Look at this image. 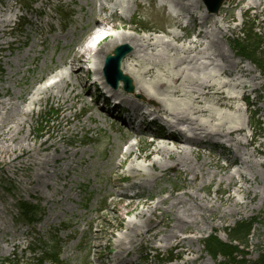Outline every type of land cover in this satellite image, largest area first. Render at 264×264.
Returning a JSON list of instances; mask_svg holds the SVG:
<instances>
[{
    "label": "rangeland",
    "instance_id": "obj_1",
    "mask_svg": "<svg viewBox=\"0 0 264 264\" xmlns=\"http://www.w3.org/2000/svg\"><path fill=\"white\" fill-rule=\"evenodd\" d=\"M50 1V6H44L43 11L52 16L51 20L37 17L26 10L24 6L27 4L26 0H0V13L14 15L13 23L9 27L11 32L3 37L4 42L9 44L3 45V51L0 52V101L7 100L8 96L4 95L5 92L12 97L17 92L21 93L22 98L30 96L46 77L62 70L68 53V51L64 53V46L69 43L70 36L72 41L78 39L85 41L87 34L90 33L91 30H87L85 24L93 14L98 12V0L92 2L91 0ZM4 2L13 5L12 11H9L11 13L7 12ZM248 3L249 0H224L218 13L207 19L206 28L208 31H213V22L222 19L221 25L225 30L221 34L222 37L217 35L213 40L216 44L218 43L214 46L216 51L227 55L224 58L225 66L228 67L231 58L235 61L239 60L242 66H248L262 81V85H259L254 92H247V98L238 105L241 108V113L238 115L243 121L249 123L243 134L252 139L254 147L257 148L260 144H264V76L257 71L253 63L237 57L231 47L232 41L241 35L244 23L252 25L254 32L264 41V0L257 7L252 8ZM138 4L141 6L135 7L133 1H129V8H132V12L134 10L131 25L142 31L138 33L140 37L160 38L161 41H169L178 47L187 41L195 40V35L201 31L200 20L189 22L186 26L185 17L182 16L183 21L172 19L169 14L170 8L163 9L161 0H138ZM27 5H29L27 9H34L37 6ZM91 6L92 14H89ZM202 11H204L203 7L195 14L198 15ZM22 16H25L24 22L21 21ZM102 17L108 18L111 25H118L129 23L128 19L131 15L127 13L121 15L120 12L110 15V12H107L102 14ZM27 18L32 24H29L30 21ZM37 21H43L39 28L36 25ZM17 22L19 23L16 24ZM47 23L52 26L53 33L48 30ZM171 32L179 34L182 39L173 42L168 36ZM42 33L43 37H46L45 51L40 53L42 46L37 45L35 48L37 53L30 52V56L23 61V67H19V59L28 53L34 41L40 40ZM65 34L67 37L63 38ZM51 37L56 38V41L52 42ZM217 40H220V43ZM150 63L160 65L159 69L167 72L175 66V61H168L165 56L152 58ZM24 69H28L27 73L22 72ZM80 70V77L88 80V77L83 74V68ZM16 71L19 72L18 75H15ZM208 73L200 67L199 71L191 74V77L198 82L197 78L204 79ZM156 74L161 75L158 72ZM89 86L88 83V94L86 92L84 96L79 88L80 98L84 99V104L76 101L69 115L68 111H60L58 105L50 101H42L39 106L33 107L30 129L35 128V134L40 133L41 136L30 144L38 148L40 142L46 140L43 146L48 147L51 143L54 145L45 150L40 149L38 154L31 153V156L37 164L43 156L55 155L56 163H46L43 168L34 167L31 159L25 156L12 165L4 166L0 163V264H7L4 262L5 259L12 261L8 264H36L35 255L29 248L36 246L35 241L38 239L47 244L51 242V250L59 254L56 263L45 261L43 264H108V261L116 254L114 246L118 237H123L126 233L124 224L128 221H136L135 215L146 210L149 204L155 205L161 199H168L170 193L180 196L183 191H188L196 193L204 200L211 199L215 205H219L220 200H224L229 195H234L240 200L243 195L238 194L237 187L250 186L255 193L249 192L248 196L240 201L245 205L243 211H231V207L226 202H222L220 210L226 211L224 217L218 219L217 215L220 211L207 214L206 225L202 222L198 227L189 228L184 233L178 234L180 237L193 240L191 244L187 242L183 247L175 246V240L170 242V248H167L163 241L160 242L169 235L171 226L174 224L173 211L164 212L171 203L167 200L160 206V210L153 214L157 221H162L152 232L153 236L148 234L147 241L141 244L136 241L130 255L126 258L134 259L135 264H163L162 260L171 254L174 260L170 264H221V259L214 261L204 254L201 242L213 233L220 241L226 242V230L232 228L235 222L256 218L264 210V166L256 165L257 161H262V155L255 153L252 160H247L252 161L251 163L242 165L245 154L251 151V147L236 150L238 158L234 154V148L228 149L224 140L218 138L204 141L201 146L189 147L193 152L199 151L198 162L202 160L211 162L204 167L207 169V175L204 176L203 182L196 168L198 175L194 184L199 185L202 182L203 187L196 192L194 187L188 184L193 179L191 171L184 173L182 169H173L171 161L159 160V157L153 153L154 146L164 142L168 144V148L174 149V141L147 139L138 134L140 127L136 132L120 129L113 117L106 116L111 107L101 103L104 98L99 99L95 104L97 95ZM75 87L78 89L77 84ZM16 102L19 100L17 99ZM97 106L103 107L105 112L100 113ZM167 106L176 110L173 102L172 104L167 102ZM214 111L220 116H238L234 111L217 108H214ZM114 112L119 113L120 110ZM2 114L0 112V116ZM74 115L78 118L74 119ZM47 116L45 121H40ZM101 122H104V125ZM137 123L138 120L134 124L135 128L138 127ZM74 124H76L74 131H66ZM28 128L29 126L26 125L23 132H26ZM135 138L139 142L136 153L117 173L119 176H130L127 168L133 161L142 173L152 172L156 180L153 183L144 182L132 187L130 190L133 198L131 199L112 196L108 194L105 182L109 164L117 166L125 150L120 147ZM62 151L65 152L62 153ZM73 152L75 154L71 159L69 156ZM19 153L20 151H17L16 154ZM136 154L139 155L138 160L134 159ZM187 156L194 157L188 154ZM118 157L119 160H117ZM155 160L156 168L150 170L149 165ZM239 168L250 184L242 182L237 186H227L225 181L218 183L219 178H225L227 173ZM214 173L217 175L215 181L210 182L208 176ZM36 174L40 175L39 179H36ZM251 174H254V177ZM45 184H48L47 188ZM126 185L127 183L120 184L123 188ZM22 201H27L36 208L39 214L35 216L36 223H26L21 219L18 204ZM116 201H121L123 206L133 203L136 207L131 211L121 209L114 214L112 210L117 207ZM197 228L201 229L197 230ZM252 231L247 242V249L243 253L247 255L246 259L249 261L256 260L259 254L264 253L263 227L256 225ZM96 237L99 251L93 246ZM189 247L198 253L189 252ZM99 257L100 263L97 260ZM193 259L196 260L185 263Z\"/></svg>",
    "mask_w": 264,
    "mask_h": 264
},
{
    "label": "bare ground",
    "instance_id": "obj_2",
    "mask_svg": "<svg viewBox=\"0 0 264 264\" xmlns=\"http://www.w3.org/2000/svg\"><path fill=\"white\" fill-rule=\"evenodd\" d=\"M35 1L38 2L39 0ZM45 1L48 3L50 0ZM129 1L115 0L112 2L111 0H98V11L100 14H93L85 24L87 30H91L96 26H109L114 31L98 47L97 51L95 50L91 55L94 60L93 74L95 76H99V67L103 58L106 55H111L114 48L121 45H128L131 48V53L123 59L120 68L121 74L130 79L133 92L125 94L119 90L117 92L109 91L112 97L118 99L119 107L126 109V114L119 119L121 127L128 128L133 125L139 112L144 108L148 109V112L155 116V120L160 122L161 125L157 123V127H162L159 128L156 137L166 141H174L175 147L174 149L168 148V144L165 142L158 144L154 146V155H157L159 160L167 159L171 161L173 169H182L184 173L191 171L193 179L188 184L194 187L196 192L203 188V178L207 175V169H204V167L210 165L211 162H206L205 160L198 162L199 151L193 152L189 147L201 146L204 141H209L212 138L222 139L227 144L228 149L234 148L233 151L236 157V150L251 147V151L245 154L242 165L251 163L252 161L247 160H252L254 154L257 153L262 155L263 158L262 161H257L256 165L259 167L264 166V144H260L257 148L254 147V141L243 134L249 123L248 121H243L241 116L238 115V113H241V108L238 106L239 103L247 98V92L257 90L258 86L262 85V81L259 76L253 74V71L248 66H242L239 60L235 61L231 58L228 67L225 66L224 58L227 55L216 51L214 46L218 43L216 44V41L213 40L217 35L221 36L223 34L225 30L221 25L223 20H215L214 24H212L213 31H208L206 23L209 15L208 13L200 14L199 19H201V22L199 27L201 31L195 35V40L187 41L185 44L176 47L169 41H161L160 38L140 37L137 35L138 28H133L124 23L118 26L111 25L108 18H101L102 14L107 12H110V15L118 14L119 12L121 15L123 13L132 15L134 10L132 12V8H129ZM132 1L135 7L141 6L138 4V0ZM261 1L249 0L248 5L257 7ZM1 3L3 2L1 1ZM4 3L6 4V2ZM161 7L170 8L169 14L173 19L186 17V21L189 23L197 20L198 15L195 12L200 11L201 5L199 0H161ZM12 8L13 5L6 4L7 12L12 11ZM193 9L195 10L193 11ZM34 12H36L37 16H41L42 9H36ZM89 14H92V6L89 8ZM13 16L0 13V52L3 51V45L9 44V42H4L3 37L11 32L9 27L13 23ZM28 21H30L29 24H32L31 20ZM39 22L37 21V28L40 27L43 21ZM128 22L131 24V19ZM47 26L52 31L49 23H47ZM118 28L122 31L119 32ZM168 36L173 42L182 39L175 32L168 33ZM66 37L67 34L63 36V38ZM220 40H217V42L220 43ZM51 41L55 42L56 38L51 37ZM37 45L42 46L40 53L45 51L47 43L43 33L40 34V40L34 41L28 53L19 59V67H23V61L30 56V52L34 51L37 53L35 49ZM85 45L86 43L81 39L72 41V36H70L69 43L64 46V53L67 51L68 53L62 67L66 71L60 70L56 72L53 77L54 79L56 78V81L52 84L40 86L30 96L23 98L20 92L14 94L13 97L5 92L4 95L8 96L7 100L0 101V112L3 113L0 116V163L2 165H12L17 161L19 162L24 156L31 159L34 167L43 168L46 163L57 162L55 155H46L36 164L31 156V153L38 154L40 149L45 150L54 145V143H51L48 147L43 146L46 140L40 142L38 148L30 144L31 141L35 142L41 136L40 133L35 134V128L30 129L33 107L39 106L42 101H50L58 105L60 111H68L69 115L76 101H80L82 105L84 104V99L80 98L79 90L86 92L88 89L86 90L87 84L80 77L79 64L85 58V53L87 52ZM158 56H165L168 61H175V66L169 72L159 69L160 65L150 63L152 58H158ZM200 67L209 73L204 79L200 80L197 78L198 82H196V79L192 78L191 74L199 71ZM27 70L24 69L22 72L25 73ZM157 72L161 75H157ZM18 74L19 72L16 71L15 75ZM76 84L78 89L75 87ZM92 85L95 87V82H92ZM137 97L141 98V101L136 100L135 98ZM17 99L19 102H16ZM165 101L171 104L173 102L176 110L170 109ZM214 108L234 111L238 116H220L214 111ZM73 117L75 119L76 115ZM101 123L104 125V122ZM26 125L29 128L26 132H23ZM75 126L76 124L67 128L66 131H74ZM137 146L135 144L130 145L117 166L109 164L105 177L108 194L119 198L131 199L133 198L130 190L132 187L144 182L153 183L156 180L152 172L146 171L142 173L139 166L134 165L133 161L127 168L131 174L130 176H119L117 173L130 160V157L136 153ZM17 151H20V153L16 154ZM64 152L62 151V153ZM74 154L75 152L71 153L69 157L73 159ZM187 154L194 157L188 158ZM134 159L138 160L139 155L136 154ZM156 163V160L151 161L150 170H155ZM196 168L202 178V182L199 185L194 184L198 175ZM216 176L215 173L211 176L209 175V181H215ZM251 176L254 177V174H251ZM39 178L40 175L36 174V179ZM223 181L226 182L227 186H237V184L242 182L249 183L240 168L227 173L225 178H219L218 183L220 184ZM122 182L127 183L125 188L120 186ZM45 187L47 188L48 184H45ZM237 192L243 195L240 200L236 199L234 195H229L224 200L221 199L219 205H215V202H212L213 200L211 199L204 200L199 198L196 193L188 191H183L180 196L170 193L168 199H161L155 205L149 204L146 210L135 215L136 221H128L124 224L126 233L123 234V237H118L115 243L116 246H114L116 254L112 258L113 260L108 261V264L136 263L134 259L127 260L126 258L130 255L136 241L141 244L147 241L146 237L148 234L153 236L152 232L162 222L157 221L153 214L160 210V206L167 200L171 201V203L168 204V209H165L164 212L171 213L173 211L174 224L171 226L169 235H166V238L164 237L160 242L163 241L167 245L166 247L170 248V242L175 240V246L183 247L185 243L191 244L193 240L180 237L178 234L184 233L189 228L198 227L202 222L206 225L207 214L220 211L217 215L218 219L224 217L226 211L220 210L222 202H226L231 207V211H243L245 205H243L244 202L240 201L244 200L249 192L255 193L254 190L250 189V186L244 185H239ZM116 205L117 207L112 210L114 214H117L121 209L131 211L136 207L133 203L123 206L121 201H116ZM200 229L197 228V230ZM93 246L99 251L97 237ZM98 251H96L97 255ZM188 251L198 253V251H192L190 247ZM196 259L187 260L185 263H190ZM97 260L100 263V257Z\"/></svg>",
    "mask_w": 264,
    "mask_h": 264
},
{
    "label": "trees",
    "instance_id": "obj_3",
    "mask_svg": "<svg viewBox=\"0 0 264 264\" xmlns=\"http://www.w3.org/2000/svg\"><path fill=\"white\" fill-rule=\"evenodd\" d=\"M263 42L257 35L253 34V28L248 27L242 30L241 36L236 40L232 47L236 54L247 58L264 74V53L262 52ZM23 220L31 222L34 219L33 209L26 203H21L19 207ZM261 225L264 229V210L257 218L251 220L239 221L227 230L229 243H222L211 235L206 238L202 245L207 255L216 260L218 257L223 259L222 264H264V253H261L255 261H248L242 253L241 248H246V243L250 237L251 231L255 225ZM41 258L37 264H41L46 259L56 260L58 254L44 242L40 245Z\"/></svg>",
    "mask_w": 264,
    "mask_h": 264
},
{
    "label": "water",
    "instance_id": "obj_4",
    "mask_svg": "<svg viewBox=\"0 0 264 264\" xmlns=\"http://www.w3.org/2000/svg\"><path fill=\"white\" fill-rule=\"evenodd\" d=\"M209 1H210V0H209ZM214 1H215V6L212 5L211 3H209V5H207V2H206V5L208 6L210 12L216 13V12L218 11V9H219L221 3H222V0H214ZM212 6H213V7H212ZM210 7H211V8H210ZM122 56H123L122 53H118V52H116V56H115V58H108V59H107V64L110 63V62H114V67H113V69H112V71H113L114 73H117V72H118V64H119V60H120V58H121ZM124 80H125V79H124ZM124 80H123V81H124Z\"/></svg>",
    "mask_w": 264,
    "mask_h": 264
}]
</instances>
